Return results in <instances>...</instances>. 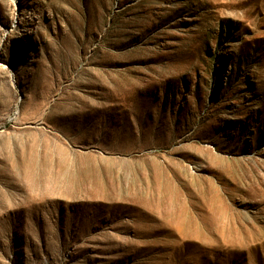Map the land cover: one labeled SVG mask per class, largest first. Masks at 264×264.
<instances>
[{
  "label": "rangeland",
  "instance_id": "374dc122",
  "mask_svg": "<svg viewBox=\"0 0 264 264\" xmlns=\"http://www.w3.org/2000/svg\"><path fill=\"white\" fill-rule=\"evenodd\" d=\"M0 264H264V0H0Z\"/></svg>",
  "mask_w": 264,
  "mask_h": 264
}]
</instances>
